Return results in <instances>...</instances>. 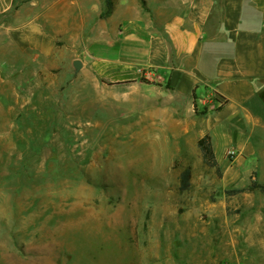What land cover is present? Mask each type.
I'll list each match as a JSON object with an SVG mask.
<instances>
[{"label": "rangeland", "instance_id": "rangeland-1", "mask_svg": "<svg viewBox=\"0 0 264 264\" xmlns=\"http://www.w3.org/2000/svg\"><path fill=\"white\" fill-rule=\"evenodd\" d=\"M15 5L0 15V248L7 258L264 264V193L244 190L264 185V129L242 124V156L210 140L211 167L195 120L96 117L93 90L78 97L72 77L33 61L36 50L17 42ZM186 169L190 188L180 191Z\"/></svg>", "mask_w": 264, "mask_h": 264}, {"label": "crops", "instance_id": "crops-1", "mask_svg": "<svg viewBox=\"0 0 264 264\" xmlns=\"http://www.w3.org/2000/svg\"><path fill=\"white\" fill-rule=\"evenodd\" d=\"M14 3L17 42L93 90L96 117L190 118L240 156L242 124L264 129V0H110L106 18L104 0H0V15Z\"/></svg>", "mask_w": 264, "mask_h": 264}, {"label": "trees", "instance_id": "trees-1", "mask_svg": "<svg viewBox=\"0 0 264 264\" xmlns=\"http://www.w3.org/2000/svg\"><path fill=\"white\" fill-rule=\"evenodd\" d=\"M104 3L106 6V10H105L104 14L103 13L101 14V16L107 17L110 13V8H109L110 7V0H104ZM142 81H144V80L142 79ZM197 146L201 152L202 159H203L204 163H206L208 166H211V167L216 166V161H215L214 153H213L211 142H210V137L208 135H206V136L200 138L197 141ZM189 188H190V170L186 169L180 174V187H179V189H180V191H186ZM256 189L264 193V185L257 184V183L252 184L251 186H249L247 189H244V190L253 191ZM244 190H242V191H244Z\"/></svg>", "mask_w": 264, "mask_h": 264}, {"label": "built area", "instance_id": "built-area-1", "mask_svg": "<svg viewBox=\"0 0 264 264\" xmlns=\"http://www.w3.org/2000/svg\"><path fill=\"white\" fill-rule=\"evenodd\" d=\"M235 156H236V152H235L234 150H229V151L227 152V157H228L229 159H234Z\"/></svg>", "mask_w": 264, "mask_h": 264}, {"label": "water", "instance_id": "water-1", "mask_svg": "<svg viewBox=\"0 0 264 264\" xmlns=\"http://www.w3.org/2000/svg\"><path fill=\"white\" fill-rule=\"evenodd\" d=\"M74 68H75L76 70L79 69V63H78L77 61H76L75 64H74Z\"/></svg>", "mask_w": 264, "mask_h": 264}]
</instances>
